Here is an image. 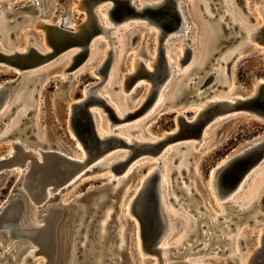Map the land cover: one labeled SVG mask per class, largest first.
I'll return each instance as SVG.
<instances>
[{"label":"rangeland","instance_id":"rangeland-1","mask_svg":"<svg viewBox=\"0 0 264 264\" xmlns=\"http://www.w3.org/2000/svg\"><path fill=\"white\" fill-rule=\"evenodd\" d=\"M11 1L18 2L19 0ZM34 1L35 0H30L26 4L23 2H20L19 4L16 3L17 5H15V7L12 6V9L19 8L16 10L19 13L8 12L4 22L2 23L0 21V26L2 24L3 31H5L3 37H8L13 44L19 41L18 36L23 42L26 39V43L31 37L35 36L47 47L45 31L43 27L39 25L40 23H38L42 20L41 17L43 16H51L54 19L61 18L63 24L62 28L68 30H75L76 27L86 18L85 11L76 7L80 5L79 0H39L40 3L38 5H34ZM192 1L184 0V5L192 26L189 37L193 43V48H195L197 39L202 35V29L200 28V24L194 20L190 13V3ZM234 1L237 12L241 14V17L247 20H249V16L254 19L259 17L262 21V15L257 8L258 5L264 4V0ZM142 2V0H137L138 4H141ZM200 2L202 4H209L210 0H198V9L199 14L201 15L199 21L208 24L205 17L202 15L203 9L199 6ZM6 5V3L0 1V10H5L7 8L5 7ZM22 5L25 6L22 7ZM54 8H56V12L53 11ZM40 10L42 11V16ZM249 22L253 24V21L249 20ZM32 23L35 26L31 25L30 29V24ZM144 23H146V21L136 20L130 25L125 24L123 29L117 27L112 30L113 36L116 34L119 36L114 39L115 47L117 48L112 61L114 62V65L117 63V67H114L113 69L117 74L111 84H109L110 80L107 82V85L103 86V83L97 90L98 92L107 95L122 108L126 107L123 97L124 94L129 95L131 92L129 93V91H125L121 96L114 95V93L119 91L118 87L115 88V90H112L113 87L118 85V83H115L116 79L121 83V80H124V75L126 73L133 72L138 59H143L145 63L149 64L151 60L156 57L158 45V27L156 25H148L138 34H134L133 32L123 34V32L128 29L127 27H132L136 24L144 25ZM33 27H35V29ZM186 37L189 38L182 33L179 37L170 39L168 41V50L170 46L174 45V47L170 49L173 52L177 50L183 55V49L185 48L183 38ZM116 39L118 40L117 42ZM101 41L106 42L107 39ZM195 41L196 43H194ZM239 47H243V45H234L231 50H236ZM109 48L110 43H108V41L106 47L98 46L96 57L92 61H87L86 64L80 67L74 75H70V77L68 75L69 71H61L62 68L60 64H51L46 68L43 67L42 69H44V72L41 71V76L32 80L27 89L24 87L25 85L22 86V78L17 69L0 63V86L3 84L11 85V90L14 91L13 101L16 98L15 94L18 92L19 94L25 93V99L29 93L33 95L32 105H29L24 99L17 107L18 110H21L26 106L28 118L20 121L21 125L17 123V125L14 126V130L5 135L3 134V130L9 125L11 120H14L18 111L17 110L13 113L11 110H8V113L6 114H9V117L7 118L8 123L4 128L0 129V159H10V161H13L10 167L5 168L0 173V216H2L6 210L7 213L10 214L13 212L18 196L26 200L29 195L23 184L25 183L26 174L33 164V160L30 158L18 157L19 155L15 153L14 149L13 153H10L12 142L23 138L24 134L28 133L27 135H29L30 138L33 139L36 137V140L44 141L46 144L41 145L43 148H49L68 156H72L70 153H76L78 155L82 153L84 155L82 143L71 126L68 103L70 100L74 101L75 99L81 98L87 87L101 81V76L95 72V68L100 59L106 56L105 51ZM179 59L180 58L177 59V65H174V68L176 69L174 75H177L180 71L184 70V67L179 63ZM219 66L224 68L226 82L219 81L214 86L213 84L215 81L207 83L202 89L194 90V95L197 91L200 92L208 88L209 91L200 97V99L203 98V100H207L208 98H211V96L213 97L214 93L217 94L225 90L227 88L226 85L228 84H230L229 88L235 93L239 92L246 94L250 92L256 81L264 79V45L259 44L257 41H251L241 54L233 60H230L228 63L223 65L220 64ZM209 69L210 68H205L207 72L206 75L201 73L205 76L199 86L204 84L208 75H210L211 71ZM198 74L197 68H194L188 74L187 82H190V80ZM143 80L144 79H141L139 81L141 83L138 82V85H135L131 99L128 102H134L136 100L137 105L142 101L143 96L148 92L147 86H150V83ZM176 89L177 85H175L174 89L168 93L167 99L162 106L156 108L155 111H152L155 107L154 106L144 115L125 121L124 123L114 124L112 125V128L120 127L121 129L117 132L123 131L124 135L130 134V136H140L141 134L146 136L144 134L145 130L155 136L162 135L166 131L176 130L178 127V111L181 110V108H184L187 110L186 114L191 117L194 109L198 106L196 104H199L198 102L200 101V99L192 100L189 105L183 107V104L178 100L181 99V97L176 98L177 100L173 98L175 95L179 96V93H174ZM126 104L129 107L131 106L128 103ZM29 110L30 113H28ZM225 117L226 119L223 120ZM219 120H222L223 122L212 123L209 128L216 125L217 128L214 132H210L204 141L199 143V145L193 146L191 144L184 146V143L199 141L194 139H183L169 143L165 153L162 155L164 157L162 158H167L174 149H177V147L182 144L181 146L183 148L180 149V156L175 164H172L174 178L176 179L178 177L176 171L177 166L181 163L183 158L187 157L188 166L185 168L188 180L187 189H191L195 182H197L198 189H200V192L206 201L205 203L217 213L226 214V217H228L224 210V205L215 194L213 184L210 181L211 172L216 169L226 157L243 147L245 144L263 136L264 119L251 115L250 113H241L240 115L231 117H228V115L221 116L219 117ZM139 121L141 126L138 128L136 127L134 132L129 128L123 129L124 127H134ZM109 122L111 123V121ZM131 123L133 124L130 125ZM32 126H37L38 129L39 127L42 128L44 139L40 140L38 133L32 128ZM17 132L21 133L18 134ZM119 149L121 151L128 150L122 147ZM171 158H169V163L173 160ZM173 158L175 157L173 156ZM38 161L42 162L39 155ZM152 164L158 165L161 163L148 153L140 155V157L131 165L132 168L127 172V176H124V173L118 174L113 180L109 179L108 174L114 173L105 170L103 166H90L83 171L82 175L63 187H59L57 191L50 192V190L47 189V198L39 204L32 201V206L38 211V219H41L45 214L49 219L48 223L42 224V230L40 232L43 239L45 241L47 240V252L50 255L49 259H47V256L44 254L37 255L36 257L30 254L33 250L32 244H34V241L28 237H20L15 239L17 241L13 244V247L19 242H27L28 244L33 242L32 244H29L30 248L25 253L15 251L14 255L10 254L7 257L1 258L2 260H0V264H80L78 257L81 247L85 248L86 244L91 247V240L95 237L94 234L89 231L92 230L96 219H99L102 224L109 221L108 233H104L106 241L100 254L94 255L93 252L90 254V264H129L128 259L131 261L130 264H135V260L137 264H165L164 261L160 262L158 255L141 251L142 239L140 236V222L134 215H130L126 212V203L134 197L137 192L138 184L146 175ZM48 166L50 172H55L56 169L61 167L59 162L55 160L49 161ZM262 167H264V164H262ZM255 174L256 175H254L247 183L243 192L235 197V200H239L245 195H249L258 187L257 182L261 179L263 173L258 171ZM116 177L121 178V184L119 186L115 183ZM183 178L184 177L182 176L179 180L183 181ZM261 191H264V185ZM176 194L178 193L172 190L169 193V197H173V200L171 199V201H169L170 210L175 215L180 214L182 216L196 219V216L201 210V204L199 208L187 211V204L180 205L179 203L176 204L174 202L175 199H178ZM104 208L106 209V212L102 216L100 211L102 212V209ZM120 213L124 215V220H122L123 222L121 225ZM30 214H32V212H29V215ZM95 217L97 218L95 219ZM208 218L199 220V227L204 223H210L212 216L210 219ZM229 218H233L231 214L229 215ZM116 219H118V222L115 221ZM181 224L182 222H179L171 229L169 236L170 246L174 242L173 245H179V243L182 242L184 243L182 245L183 248L186 245H189L192 248L200 244L203 239L205 246L204 248L201 246L198 247L197 250H201L196 253H190L192 251L187 250L186 254L182 256L172 254L169 250V246L167 249V254L169 255L167 264H232L228 259L231 256L230 250L232 245H219L218 243L211 244L209 237L212 233V229L209 228L207 231L209 233L208 236L204 237L203 230H200L202 232L201 235L195 234V232H193L196 229L195 226L192 229L189 227L182 228ZM257 224L258 227L257 225H254L249 227V229H246L241 238L242 240L239 241L240 243L238 244L242 252L247 251L248 249V257H250L251 264H258L254 259L255 256L253 251L261 248V232L258 230L260 228L259 226H264V220L259 221ZM31 225L32 224L29 223L28 228L31 229ZM34 225L36 226V223H34ZM238 228H240V226L237 227V229ZM1 230H3L2 227H0V245L6 247L11 240L7 239L6 234ZM102 231H104V229H102ZM234 232L235 231L228 232L227 236H233ZM173 233H175V235ZM120 237L122 238L123 243ZM111 238H116V242L110 245L109 242L111 241ZM56 239L57 241L55 245ZM111 246H116L118 252H111ZM228 247H230L229 251ZM214 248L216 251L213 250ZM55 249L56 256L53 258L51 255H53ZM37 250L38 252L41 251L39 246ZM27 255H29V257L26 259ZM196 259L200 261L197 262ZM260 263H263V261Z\"/></svg>","mask_w":264,"mask_h":264},{"label":"water","instance_id":"water-1","mask_svg":"<svg viewBox=\"0 0 264 264\" xmlns=\"http://www.w3.org/2000/svg\"><path fill=\"white\" fill-rule=\"evenodd\" d=\"M79 4L80 8L85 11L86 18L75 30H68L59 25L47 22L39 24L45 31L48 51H42L40 49L39 40L34 36L29 39L25 50L21 51L16 49L13 52H9L6 46V38L3 37L5 31H3L2 24L0 26V41L4 43V46L0 44V63L17 69L22 78V86L25 85L24 87H26V89L32 80L41 76L40 70L38 75H31L26 81V76L29 72L42 69L43 66L52 63L56 58L61 57V55L73 52L68 66L63 71H69L68 75L70 77V75H74L80 67L89 61L92 48L99 38L102 37L103 39H107L108 43H110V48L107 49L106 56L97 68H95V72L101 76V81L87 87L82 97L75 99L71 103L70 122L73 131L80 139L84 148V158L68 156L49 148H43L41 145L46 143L36 140V137L33 139L30 138V136L27 135L28 133H25L23 138L12 142L15 153L19 155L18 157L30 158L33 160V164L27 172L25 183L23 184L30 197L34 198L32 201L41 203V201L47 198V189H49L50 192L57 191L59 187H63L82 175L83 171L90 166H103L105 169L106 164L103 158L119 145H129L131 150L127 157L113 162L112 169L115 176L124 173L140 155L148 153L152 157L157 158L158 155L163 153L169 143L183 139L200 140L205 130L212 123L222 121L219 120L221 116L228 115V117H231L240 115L241 113H250L251 115L264 119V81H259L256 90L250 96H235L233 100L210 99L200 111L197 113L193 111L191 117L187 115L186 112L178 113L177 129L166 131L161 137L154 140L139 141L133 139V143L130 144L123 136L116 133L118 128H115L110 134L101 136L98 131L97 115L93 110L96 106L101 107V109L106 112L107 117L112 125H114L117 123H124L125 121L143 115L157 101L162 88L166 85L170 75L174 73L173 66L170 64L166 53L168 41L172 38L179 37L182 33L185 36H189L191 31L188 33L185 31L187 27V20L185 17L189 19V16L185 9L184 0L150 1V3H142L141 7H139L137 0H79ZM210 5L209 9L211 13H208L200 2V8L203 9L202 14L209 25V33L206 38L203 59L199 65L193 67V69L197 68L199 74L192 78L190 82H187L188 74L185 75L184 78H181L177 83V89L174 92L175 94L179 93V96L175 95L176 97L174 96L173 98L176 99L181 97V99L178 100L183 104V107L189 105L192 100H199L204 93L209 91V89L206 88L200 92L197 91L194 95V90L200 89L207 83H212L213 81H215L213 86L219 81L224 82L225 76L219 65L228 63V57H230V60H233L243 52L251 41H257L259 44L264 45V22L257 30L249 34L248 29L242 23L236 21L226 10L224 0H210ZM100 7L105 9L106 18L104 19L107 20H104L100 15ZM18 9L19 8H6L4 13L5 17L8 12L17 13L18 11L16 10ZM1 12L0 10V15ZM136 20L146 21V23H144L146 26L152 24L158 27V48L156 57L152 63V68H149L143 59H139L135 70L126 74V85L128 90H132L141 79L150 83L151 89L148 97L141 102L139 107L124 113L123 117H121L115 107L105 96L100 94L97 89L108 79L113 63L112 61L116 53L117 47H115L114 40L116 37L112 35V30L117 27L121 28L125 24L130 25ZM249 20L254 21V18L249 16ZM0 21L2 23L4 22L1 18ZM106 21L109 22V26L106 25ZM142 29V25L136 24L130 28L129 33L133 32L134 34H138ZM246 40H248L247 43ZM184 42V53L179 59L181 66L188 64L195 51L190 37L184 38ZM243 42H245L243 47L231 50L234 45L242 44ZM205 68H210L209 70L211 73L208 75L204 84L199 86L203 77L207 74ZM11 89V85L3 84L0 86V108L3 106L6 98L14 94V91ZM114 95L121 96L122 93L117 92ZM28 96L25 99V93L21 94V98L12 109L13 113L24 99L26 102H29ZM130 96H132V93ZM32 104L33 102L30 105ZM28 113H30V110ZM8 117L9 114L6 119ZM26 118H28L27 113L22 120ZM7 123L8 122L0 123V129L4 128ZM19 125H21V122ZM14 128L15 127H12L10 131H13ZM32 128L38 133L39 130L37 126H32ZM17 133L19 134L21 132ZM192 143L197 144L198 142H188L186 146ZM38 153L41 154L43 163L38 161ZM53 160L59 162L61 167L56 169L55 172H50L48 165L49 161ZM12 163L13 161H10V159H0V173L5 168L10 167ZM262 164H264V135L245 144L240 148L237 154L229 157L214 170L212 184L215 194L226 208L228 217L226 220H223L222 217H216L217 219H213L208 223V228L213 231L209 237L211 244L232 245L231 237H228L227 234L221 236L223 231L227 233L231 230L236 231L237 227L242 225L243 221H249L250 225H252L256 218L264 219V191L261 193L260 198L248 208H242L238 203L232 200L233 197L241 193L250 179L261 169ZM182 174L186 181L185 183H188L185 169H183ZM181 178L182 176L180 174H178L176 179L173 177L174 187H172L171 190L178 193L177 195L180 196L183 203L187 204L190 211L199 208L201 204L198 222L208 217L211 218L213 213L210 207L205 203L206 201L202 194L195 189V187L187 189L183 181L179 180ZM160 179L161 167L158 165L154 171L146 177L140 191L134 197L132 201V213L140 222L142 249L148 253L158 255L161 259V253L164 249L163 242L168 235L169 221L166 209L162 205ZM171 199L173 200V197L170 198V200ZM16 201L17 203L11 214L7 213L6 210L4 214L2 213L3 215L0 216V227L3 228L1 231H3L6 234V238L10 240L26 236L29 237L38 244L41 249L40 252L49 259L50 255L47 252V240L45 241L40 235L42 226H35L34 223H32L31 229H26L23 226L26 202L20 196H18ZM174 202L176 204L179 203L176 199ZM105 212V208L102 209V212L100 211L102 216ZM230 214H236L239 218L233 221V219L229 218ZM96 218L97 217H95V219ZM48 221L49 219L47 217L45 223H48ZM115 221L118 222V219ZM108 223L109 221L102 224L99 219L95 220L92 230L89 231L90 233L92 232L95 237L91 240V247H89L88 244L85 245V248L81 247L78 257L80 264H90L89 256L92 252L94 255L100 254L106 241L104 233H108ZM198 227L199 226H197L193 232L201 235L202 232L199 229L200 227ZM102 229H104V231H102ZM203 236L205 237L206 235L203 234ZM56 241L57 239L55 240V245ZM114 242H116V238H111L109 243L111 245ZM260 243L261 248L254 252V259L258 264H264V232ZM29 248L30 245L27 242H19L14 247L12 243L9 247L0 245V260L10 254L14 255L15 251L25 253ZM190 249L191 246L189 245L184 248L181 246L172 247L174 255L177 256L185 255L186 251ZM229 250L230 247H228V251ZM37 252L38 251H36V253ZM111 252H118L116 246H111ZM32 253L33 251H31L30 254ZM51 256H53V258L56 256V249ZM28 257L29 255H27L26 259ZM230 258L232 264H240V258L235 253H232ZM261 261H263V263H260ZM128 263H131L130 259H128ZM249 264H251V261Z\"/></svg>","mask_w":264,"mask_h":264},{"label":"bare ground","instance_id":"bare-ground-1","mask_svg":"<svg viewBox=\"0 0 264 264\" xmlns=\"http://www.w3.org/2000/svg\"><path fill=\"white\" fill-rule=\"evenodd\" d=\"M0 1H3L4 3H6L7 5L5 6V7H7L8 9H12V6H14L15 7V5H17V4H19L20 2H23L24 4H26L27 2H29L30 0H19L18 2H16V1H11V0H0ZM143 2L142 3H150V1H148V0H142ZM151 1H153V2H159V1H161V0H151ZM192 1V0H191ZM225 1V4H226V10L233 16V18L236 20V21H238V22H240V23H242L247 29H248V32H249V34H251L252 33V31H255V30H257L262 24H263V22H264V4H260V5H258V11L261 13V15H262V21L260 20V18L259 17H257V19H254V21H253V24H251L250 22H249V20H247V19H245V18H243V17H241V14H239L238 12H237V8H236V6H235V1L234 0H224ZM17 3V4H16ZM142 3L141 4H138L139 5V7H141V5H142ZM190 3V2H189ZM203 6H204V8H205V10L208 12V13H211V11H210V2H209V4H202ZM23 6H25V5H22V7ZM190 6H191V8H190V13H191V15H192V17L194 18V20H196L197 22H198V24H200V28L202 29V35H201V37H199L198 39H197V43H196V41L194 42V43H196L195 44V51H194V53H193V56H192V58H191V60L188 62V64H186L185 66H183L184 67V70H182V71H180L177 75H174V73L172 74V75H170V77H169V79H168V81H167V83H166V85L162 88V91H161V93H160V95H159V97H158V99H157V101L145 112V113H147L150 109H152V107H154L153 109H152V111H155V109L156 108H158V107H161L162 106V104L166 101V99H167V95H168V93L170 92V91H172L173 89H174V87H175V85H177V83L181 80V78H184V76L185 75H187V74H189L190 72H191V70L193 69V67L194 66H196V65H199L200 63H201V60L203 59V56H204V51H205V43H206V38H207V35H208V33H209V25L208 24H206L205 22H202V21H199V19H201V15L199 14V9H198V0H193L191 3H190ZM199 6H200V4H199ZM56 7V6H55ZM76 7H78V8H80V5H78V6H76ZM6 10V9H5ZM5 10H2L1 9V15H0V18H1V20L2 21H4L5 20ZM53 11L54 12H56L57 10H56V8H54L53 9ZM40 13H41V16H42V11L40 10ZM99 13H100V15L103 17V19L104 18H106V12H105V9H102V8H99ZM203 15V14H202ZM187 16V15H186ZM42 18V20H40L38 23H42V22H47V23H51V24H56V25H59L60 27H63V24H62V19L61 18H58V19H54V18H52L51 16H47V17H41ZM185 19L187 20V23H186V29H185V31H186V33H188V32H190L191 30H192V26H191V22H190V20L187 18V17H185ZM104 20H107V19H104ZM31 25H34L33 23L32 24H30V29H31ZM106 25H110L109 24V22L108 21H106ZM128 25V24H127ZM149 25H152V24H149ZM35 26V25H34ZM143 26V29L142 30H144V28L145 27H147L146 25H142ZM66 27V26H65ZM123 27L124 26H122L121 28H119V29H123ZM34 29H35V27H33ZM128 29L127 30H125L124 32H123V34H125V33H129V30H130V28H131V26L130 27H127ZM159 32V31H158ZM158 32H157V36H158ZM115 37L117 38V37H119L118 36V34H116L115 35ZM189 37V36H188ZM18 38H19V41L17 42V43H15V44H13L12 42H11V40L7 37L6 38V46H7V50L9 51V52H13L14 50H16V49H19V50H21V51H23V50H25V48H26V46H27V43H26V39L24 40V42L23 41H21V38L18 36ZM184 39V38H183ZM101 40H104L102 37L101 38H99L97 41H96V43L94 44V46H93V48H92V52H91V55H90V58H89V61H92L95 57H96V51H97V49H98V46H103V47H106V45H107V41L105 42V41H101ZM118 40L116 39V42H117ZM181 41H183V40H181ZM23 42V43H22ZM248 42V40H246V43ZM22 43V44H21ZM0 44L2 45V46H4V43H3V41H0ZM39 44H40V49L42 50V51H48V48L45 46V44H43L40 40H39ZM22 45V46H21ZM184 45H185V42H184ZM241 45H245V42H243ZM174 47V45H172V46H170V48H173ZM157 48H158V45H157ZM169 48V50H168V45H167V48H166V53H167V57H168V60H169V62H170V64H172V66H173V70H174V72H175V68H174V65H177V59L178 58H180L181 56H183L182 55V53L180 52H178L177 50L175 51V52H173L171 49ZM239 48H241V47H239ZM184 50V49H183ZM107 51V50H106ZM105 51V52H106ZM72 53L73 52H69V53H66V54H64V55H61V57H58V58H56L52 63H50V64H48V65H51V64H53V65H56V64H60L61 65V71H64V69L68 66V64H69V61H70V58H71V55H72ZM196 55V56H195ZM104 58L102 57V59H100V61H99V63L97 64V66L102 62V60H103ZM155 59V58H154ZM153 59V60H154ZM228 59H229V61H230V57H228ZM139 60V59H138ZM137 60V61H138ZM153 60H151V62L148 64V63H146L147 64V66L149 67V68H152V63H153ZM137 61H136V64H137ZM191 63V64H190ZM47 65V66H48ZM47 66H43V67H47ZM97 66H96V68H97ZM42 67V68H43ZM114 67H117V63H116V65H114V62H113V65H112V67H111V69H110V72H109V75H108V79L104 82V84H103V86L104 85H107V82H109L110 80V82H109V84H111V82H112V80L116 77V74H117V72H114L113 71V69H114ZM135 68H136V65H135V67H134V69H133V71L135 70ZM41 69H37V70H33L32 72H29L28 74H27V76H26V81L29 79V77L31 76V75H38V73H39V71H40ZM44 69H42L41 71H43ZM44 72V71H43ZM114 72V73H113ZM132 72V71H131ZM222 73H223V75H224V68H222ZM126 74H128V73H126ZM124 75V80L122 81L121 80V83H119L118 82V80L116 79V81H115V83L117 84L118 83V85H116L115 87H113V89L112 90H115V88H119V91L118 92H121L122 93V95H123V93H125V91L126 92H128L129 91V93L131 92H133V88H132V91H131V89L130 90H128L127 89V85H126V78H127V75ZM225 76V75H224ZM259 81H264V79H260V80H258V81H256L255 82V84H254V87L252 88V90L250 91V92H248V93H246V94H242V93H239V92H233L232 91V89H230L229 87H230V84H228V85H226L227 86V88L225 89V90H223L222 92H220V93H217V94H215L214 93V95H213V97L211 96V98H208L207 100H203V98L202 99H200V101L198 102L199 104H196V105H198L197 106V108L196 109H194V113H197L198 111H200L201 110V108L202 107H204L205 105H206V102L208 101V100H210V99H229V100H233V97H235V96H240V97H245V96H250V95H252L253 93H254V91L256 90V88H257V85H258V83H259ZM224 82H226V80H224ZM139 83H141V82H139ZM138 85V84H137ZM225 86V87H226ZM147 88H148V92L146 93V95H144L143 96V99H142V101H144L147 97H148V95H149V93H150V89H151V85L150 86H147ZM200 89H202V88H200ZM229 89V90H228ZM199 90V89H198ZM85 92V91H84ZM100 93V92H99ZM130 93V94H131ZM100 94H102L103 96H105L107 99H108V101L115 107V109L117 110V112H118V114L121 116V117H123V114L124 113H126V112H128V111H132V110H134V109H136L137 107H139V105L141 104V102H139L137 105H136V100L134 101V102H128L130 99H131V96H130V94L129 95H125L124 94V103H125V106L126 107H119L114 101H112V99L111 98H109L107 95H104L103 93H100ZM115 94V93H114ZM16 95V98H15V100L13 101V95H11L10 97H7L6 98V101L4 102V104H3V106L0 108V123H2V122H7L8 121V119H6V117H7V113H8V110H11L12 111V109H13V107H14V105L16 104V102L21 98V94H19V92L18 93H16L15 94ZM28 103H29V105L32 103V101H33V95H31V93H29V96H28ZM72 101L73 100H70L69 101V112H70V108H71V103H72ZM126 103H128V104H130L131 106L129 107ZM197 103V102H196ZM17 110H18V108H17ZM16 110V111H17ZM94 112L96 113V115H97V123H98V131H99V134L101 135V136H103V135H107V134H110L111 133V131H113L115 128H112V123H110L109 121V118L107 117V114H106V112H104V110L102 109H100V107H98V106H96L94 109ZM187 110H185L184 108H181V110H179L178 111V113H185ZM151 112V111H150ZM144 113V114H145ZM152 113V112H151ZM26 114V106L24 107V108H22L21 110L19 109L18 111H17V113H16V116H15V118H14V120L12 121L11 120V122H9V125L8 126H6L5 127V129L3 130V134H7L9 131H10V129L12 128V127H14L15 125H17V123L19 124V122L20 121H22V119L24 118V115ZM143 114V115H144ZM225 116V115H224ZM146 118V117H145ZM226 118V117H225ZM224 118V119H225ZM141 121V120H140ZM140 121L137 123V124H135L134 125V127H124L123 129H126V128H129L131 131H135V128L137 127H140L141 125H140ZM221 122V121H220ZM223 122V121H222ZM133 123H131L130 125H132ZM210 127V126H209ZM207 128L206 130H205V132H206V134H205V132H204V134H203V136H202V138L198 141V143L197 144H194V143H192V145L193 146H197V145H199V143L201 142V141H204V139L206 138V136L210 133V132H214L215 131V129L217 128V125L216 126H212L211 128ZM118 128V130H120L121 128L120 127H117ZM39 131H38V136H39V138H40V140H42V139H44V133H43V130H42V128L41 127H39V129H38ZM117 130V131H118ZM116 131V133L117 134H119V135H121V136H123L125 139H126V141H128V143H133V139H136V140H139V141H146V140H154V139H156V138H159V137H161L162 135H157V136H155V135H152V134H150V133H148L146 130L144 131V134L146 135V136H144L143 134H141L140 136H130V134H126V135H124L123 134V131H120V132H117ZM133 131V132H134ZM205 135V136H204ZM177 144H179V143H177ZM182 144H180L178 147H177V149H174L172 152H171V154H169L168 155V157L167 158H162V157H164V156H162L164 153H165V151H166V149H167V147L165 148V150L163 151V153L162 154H160V155H158V157L156 158L157 160L158 159H160L159 161H160V163L161 164H158L160 167H161V179H160V186H161V192H160V195H161V200H162V205H163V207H165V209H166V212H167V217H168V221H169V224H168V235L166 236V238L164 239V242H163V247H164V249H163V251H162V253H161V259L159 258V260H160V262H165V264H167L168 262H167V260H168V254H167V249H168V247L170 246L169 245V240H170V238H169V236H170V232H171V229L175 226V224H178L179 222H182V224H181V227L183 228V227H189L190 229H192L194 226H195V228H197V226H199V222L197 221L198 220V218H199V215H197L196 217V219H193L192 217H186V216H182V215H175L171 210H170V208H169V201H171L170 200V198H172V197H169V193L171 192V188L172 187H174V183H173V177H174V173H173V168H172V164H175V162L177 161L176 159L177 158H179V156H180V154H179V152H180V149L182 148V146H181ZM187 144L186 143H184V146H186ZM120 147H122V148H126V149H128V150H125V151H121L119 148ZM130 150H131V148H130V146L128 145V146H123V145H119V146H117L115 149H113L110 153H108L104 158H103V160L105 161V164H106V168H105V170H108L109 172H112L113 173V169H112V164H113V162L114 161H117V160H119V159H123V158H125V157H127L128 155H129V153H130ZM240 151V148L237 150V151H235L234 153H232L231 155H229L228 157H226V159L223 161V162H225L229 157H231L232 155H235V154H237L238 152ZM10 153H13V145H12V147H11V150H10ZM72 156H74V157H77V158H84V156H85V152H84V155L81 153L80 155H78V154H76V153H70ZM38 155L41 157V154L40 153H38ZM173 156L175 157V158H173ZM172 157V158H171ZM169 158H171V159H173L172 161H171V159H170V163L168 162L169 161ZM138 161V160H137ZM187 157H185V158H183L182 159V161H181V163L177 166V168H176V171L178 172V174H180L181 176H183V174H182V171H183V169H185L186 168V166H188L187 165ZM222 162V163H223ZM222 163H220L219 165H221ZM157 164L155 165V164H152L151 165V167H150V169L148 170V172L146 173V175L142 178V180H141V182L138 184V186H137V192H136V194H138V192L140 191V189H141V187H142V185L144 184V182H145V180H146V177L150 174V173H152L153 171H154V169L158 166ZM132 168V166H129L128 168H127V170L124 172V176H127V172H129L130 171V169ZM215 170V169H214ZM214 170L211 172V183L213 182V173H214ZM260 171V173H263V176L261 177V179H259L258 180V187L253 191V192H251L249 195H245L244 197H242L241 199H239V200H235V197H237V196H239L242 192H243V190L244 189H242V191H241V193L240 194H238L237 196H235V197H233L232 198V200L235 202V203H238L239 204V206L240 207H242V208H248L250 205H252L253 203H255L259 198H260V195H261V192H263V191H261L262 190V187H263V185H264V167H262L261 166V169L259 170ZM256 175V174H255ZM108 177H109V179L110 180H113L114 178H115V174H108ZM184 177V176H183ZM257 177V176H256ZM186 181H185V179L183 178V183H184V185L187 187V183H185ZM115 183H116V185L117 186H119L120 184H121V178H119V177H116V179H115ZM193 187H195V189H197L199 192H200V189H198V185H197V182H195V184H194V186ZM260 188V189H259ZM191 189H192V187H191ZM258 189H259V191H258ZM251 191V190H250ZM201 193V192H200ZM136 194L134 195V197L136 196ZM134 197L133 198H131L127 203H126V212L128 213V214H130V215H133V213H132V201H133V199H134ZM176 197H178V199H176V200H178L179 201V204L180 205H183V204H185V203H183V200H181L180 199V196L179 195H177L176 194ZM34 198H32V197H30L29 195L27 196V199L25 200V202H26V204H25V211H24V222H23V226L26 228V229H30V228H28L29 227V223H36V226L38 225V226H42V224H44L45 223V219L47 218V215L45 214V215H43L42 217H41V219H38V215H37V213H38V211H37V209L35 210L34 208H33V206H32V200H33ZM34 203H36V204H39L38 202H34ZM221 203H222V201H221ZM210 207V206H209ZM186 208L188 209L187 211H190V209H189V207L186 205ZM211 209V211H212V213H213V215H212V219L210 220V221H212L213 219H217L218 217L219 218H221L222 217V219L223 220H226L227 219V217H226V214H223V213H217L214 209H212V208H210ZM224 210H225V212L227 213V211H226V208H225V206H224ZM29 212H32V214H30L29 215ZM26 216V217H25ZM217 217V218H215V217ZM214 217V218H213ZM232 217L233 218H231V219H233V221H235V220H237L239 217L236 215V214H232ZM210 219V218H209ZM122 220H124V215L123 214H121L120 213V225H121V223L123 222ZM262 220H264V219H262V218H256L255 219V221H254V223L252 224V225H250V223H249V221H243V223H242V225H239L240 226V228H238L235 232H234V234H233V236L232 235H230V237L232 238V250H230V253H231V255H232V253H235L239 258H240V264H249V262H250V257H248V255H249V253H248V249H247V251H244V252H242V250L239 248V241H241L242 239V236H243V233L246 231V229H249V227H252V226H256L257 225V227H258V222L259 221H262ZM244 222H246V223H244ZM245 225V226H244ZM238 226V227H239ZM260 228H259V232H261V234H260V241H261V238H262V234H263V232H264V226L262 225V226H259ZM199 228V227H198ZM200 230H203V233L206 235V236H208V223L206 224V223H204L203 225H202V227H200L199 228ZM217 232H220L219 230H216ZM242 231V232H241ZM30 232V231H29ZM229 232H232V230L231 231H229ZM212 233H213V231H212ZM211 233V234H212ZM28 234H30V233H28ZM174 235H175V233H173ZM224 234H227V232H222L221 233V236H223ZM27 237V236H26ZM29 238V237H28ZM121 238V237H120ZM168 239V240H167ZM259 239V238H258ZM121 241H122V238H121ZM126 241V240H125ZM14 242H15V239H12L11 241H10V243H8V246H6V247H9V245H11V243H12V246H13V244H14ZM33 242H30L29 244H32ZM122 243H123V241H122ZM175 243V242H174ZM174 243H172L171 244V246L169 247V250H170V252H172V254H174V251L172 250V246H175V247H178V246H181L182 247V245L184 244V243H179V245H173ZM203 247L204 248V246H205V244H204V239L202 240V242L200 243V244H198L197 246H194V247H192L190 250L192 251V252H194V253H196L197 251H200L201 249H198L197 250V248L198 247ZM184 247H187V245L186 246H184ZM32 248H33V256H37V255H41V254H43V253H41V252H37L36 253V251H38L37 250V248H38V244L37 243H35L34 242V244H32ZM214 251H216V249L214 248L213 249ZM141 251H144L143 249H142V244H141ZM144 252H146V251H144ZM255 252V250L253 251V253ZM148 253V252H147ZM231 257V256H230ZM228 258L231 262H232V260H231V258ZM134 260H135V258H134ZM196 261L197 262H199L200 260H197L196 259ZM135 264H137L136 263V260H135Z\"/></svg>","mask_w":264,"mask_h":264},{"label":"built area","instance_id":"built-area-1","mask_svg":"<svg viewBox=\"0 0 264 264\" xmlns=\"http://www.w3.org/2000/svg\"><path fill=\"white\" fill-rule=\"evenodd\" d=\"M40 3V1L39 0H35L34 2H33V4L35 5H38Z\"/></svg>","mask_w":264,"mask_h":264}]
</instances>
